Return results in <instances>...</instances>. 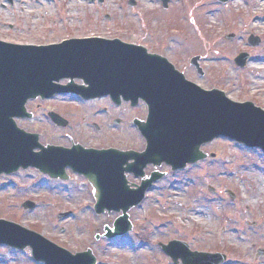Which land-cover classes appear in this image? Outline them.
Returning <instances> with one entry per match:
<instances>
[{"label":"rangeland","instance_id":"rangeland-1","mask_svg":"<svg viewBox=\"0 0 264 264\" xmlns=\"http://www.w3.org/2000/svg\"><path fill=\"white\" fill-rule=\"evenodd\" d=\"M130 1L0 0V39L40 44L68 37L120 38L166 55L205 88H219L232 100L252 101L264 109V84L256 91L248 84L259 74L264 76V70L251 68L254 60L264 59L261 0H171L168 9L161 0H135L134 7ZM251 35L258 36L260 44L251 45ZM242 52L250 58L239 66L235 58ZM195 56L200 57L203 75L191 63ZM37 101L42 107L33 109L36 122H19L38 131L43 143L68 145L74 140L122 149L143 145L124 107L118 113L121 125L111 123L116 129V137H111L108 126L100 132L89 126L93 119H83V107L91 104L81 107L77 101L60 98L52 104ZM52 105L72 113L67 128L49 120L45 111ZM102 117L94 120L99 126L104 125ZM205 149L216 156L185 172L169 174L155 185L130 212L135 226L123 237L104 238L105 227H112L120 214L97 215L91 191L78 176L64 186L52 185L48 176L33 169L1 177L0 217L31 228L73 253L91 249L98 264H173L159 246L173 239L186 241L193 249L226 253L225 264H264V256L258 255L264 249V152L227 138H218ZM26 198L37 202L33 212L23 210ZM62 211L69 214L59 219ZM0 264L43 263H36L28 248L0 246Z\"/></svg>","mask_w":264,"mask_h":264},{"label":"water","instance_id":"water-1","mask_svg":"<svg viewBox=\"0 0 264 264\" xmlns=\"http://www.w3.org/2000/svg\"><path fill=\"white\" fill-rule=\"evenodd\" d=\"M163 2L167 6L169 0ZM251 42L256 44L259 39L252 37ZM247 58L248 54H241L236 61L244 65ZM196 61L197 58L193 60ZM62 78H82L89 87L73 84L57 87L53 82ZM0 89V174L11 171L24 158L41 172L53 176H58L54 174V166L64 169L70 164L94 184L98 213L105 209L123 211L114 231L106 228L110 238L132 228L127 211L143 200L156 178L143 182L136 191H129L123 178L113 177L115 165L113 158L107 156L112 150H86L81 146L61 149L42 145L38 135L20 130L13 133L10 111L23 107L28 98L69 92L85 98L111 92H116L117 98L121 95L126 99L142 97L148 103L150 114L148 123L140 124L148 141L146 152L140 156L149 162H166L173 169L204 158L201 146L218 137L264 151L263 109L252 102H235L218 89L205 90L187 80L166 58L147 54L144 47L119 39H73L44 47L0 42ZM53 119L61 122L58 115ZM35 146L40 149L36 155L32 152ZM33 157L36 158L33 160ZM123 165L120 169L124 171ZM135 166L128 169L133 167L140 173L143 166ZM63 174L60 176L64 177ZM0 244L17 248L30 246L34 258L46 264H96L91 250L73 254L42 235L6 220H0ZM164 249L175 260L181 258L184 264H220L226 259L222 254L191 252L188 244L181 241H172Z\"/></svg>","mask_w":264,"mask_h":264},{"label":"flooded vegetation","instance_id":"flooded-vegetation-1","mask_svg":"<svg viewBox=\"0 0 264 264\" xmlns=\"http://www.w3.org/2000/svg\"><path fill=\"white\" fill-rule=\"evenodd\" d=\"M38 101L37 100H30L28 103H27V108H28V111L29 113L32 114V117L31 118H26V119H23V120H34V122H36L37 120V114H36V111L33 110V109H36V108H39L40 107V104L37 103ZM64 102H68L67 100H64ZM80 104L81 106H87L88 104H91L90 108L87 107V108H84L83 106V119L86 120L87 117L88 118H91V119H94V120H98V119H101L102 116H104L105 119H103V122H104V125L102 126H99L97 123H94L92 122V125L93 127H95L97 129V131H106L107 129V126H108V130L111 131L109 132V136L111 137H116V132H115V128L114 126H112L111 123L114 122V124L116 123L117 119H118V113H121L119 110L122 109L123 107H118L114 102H112L111 98L109 97H105V98H98L96 100H91V101H80ZM97 104V106H95ZM56 110L58 112H60L62 115H71V114H65L64 111L60 108H57L55 106H51L49 107V110ZM124 111L125 112H128L129 115L128 117L130 118V122L132 125H134V118H138V119H141V120H144L146 117H147V114H148V109H147V105L144 103V102H139V104L135 107H132L130 103H124ZM121 117V115H120ZM103 118V117H102ZM20 120H17L18 122V125L25 128L27 131H30L32 132L33 130H29L25 125L21 124V122H19ZM22 121V120H21ZM107 122V123H106ZM121 123H122V119H121ZM90 126V125H89ZM88 126V127H89ZM134 127V126H133ZM134 130L135 132L139 135V139L141 137V134H140V131L134 127ZM91 133V132H90ZM90 133H85L87 134L88 136L91 137ZM69 136V135H68ZM143 140V139H142ZM74 140H71V144L73 143ZM70 144V145H71ZM143 146H144V140H143V145L141 148H138V147H133V146H130L128 148H132V149H136V150H142L143 149ZM163 170L165 169H169V167L167 166H163L162 167ZM152 172H155V169L152 167V166H149L145 169V178L150 176V174ZM171 173V170L169 169L168 172L165 173V176L166 177L164 179V181L168 178V175ZM127 178L129 179V181L132 183V184H135L136 185V182H141L142 179H139V178H136L133 174L129 173L127 174ZM163 181V180H162ZM162 181H160V183H162ZM31 191V189H30ZM32 193H29L27 195H30L31 196ZM25 201H35V200H32L30 198H26L23 202ZM22 202V204H23ZM23 208V206H22ZM24 211L26 209H23Z\"/></svg>","mask_w":264,"mask_h":264},{"label":"bare ground","instance_id":"bare-ground-1","mask_svg":"<svg viewBox=\"0 0 264 264\" xmlns=\"http://www.w3.org/2000/svg\"><path fill=\"white\" fill-rule=\"evenodd\" d=\"M261 7H264V0H261ZM217 39H214L215 42H218V34L214 37ZM227 55V54H226ZM255 64L252 65V69L254 71L260 72V70H264V59H256L254 60ZM249 87H251L254 91H256L258 88H261L264 84V76L262 74H259L255 79H250L248 81ZM199 221L202 220V212L198 211V218Z\"/></svg>","mask_w":264,"mask_h":264}]
</instances>
